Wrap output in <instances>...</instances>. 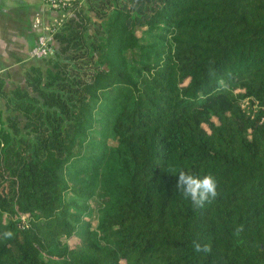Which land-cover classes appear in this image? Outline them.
<instances>
[{
	"label": "trees",
	"instance_id": "obj_1",
	"mask_svg": "<svg viewBox=\"0 0 264 264\" xmlns=\"http://www.w3.org/2000/svg\"><path fill=\"white\" fill-rule=\"evenodd\" d=\"M67 2L0 73V264H264V0Z\"/></svg>",
	"mask_w": 264,
	"mask_h": 264
},
{
	"label": "crops",
	"instance_id": "obj_2",
	"mask_svg": "<svg viewBox=\"0 0 264 264\" xmlns=\"http://www.w3.org/2000/svg\"><path fill=\"white\" fill-rule=\"evenodd\" d=\"M67 14V9L52 8L42 0H0V68L5 84L24 86L25 71L40 62L30 57L38 33L57 30ZM35 21L41 22V29L33 27ZM16 80L20 83L14 84Z\"/></svg>",
	"mask_w": 264,
	"mask_h": 264
},
{
	"label": "clouds",
	"instance_id": "obj_3",
	"mask_svg": "<svg viewBox=\"0 0 264 264\" xmlns=\"http://www.w3.org/2000/svg\"><path fill=\"white\" fill-rule=\"evenodd\" d=\"M175 189L180 196L190 201L194 210L203 208L206 203H212L219 195L218 181L212 174L201 178L183 170L178 173ZM12 236L11 231L0 234L3 239H11ZM192 248L196 253H208L211 250L210 245L198 241H193Z\"/></svg>",
	"mask_w": 264,
	"mask_h": 264
},
{
	"label": "built area",
	"instance_id": "obj_4",
	"mask_svg": "<svg viewBox=\"0 0 264 264\" xmlns=\"http://www.w3.org/2000/svg\"><path fill=\"white\" fill-rule=\"evenodd\" d=\"M44 3L50 5L54 8H64L67 5L66 0H42ZM41 22L35 21L33 23V27L36 29H41ZM56 32L55 29H50L48 33H45L44 31H40L37 35L36 42L34 46L30 50V57L33 59H41L47 56H50L54 54L55 48L51 44V36L52 34ZM2 68H0V73H2ZM21 220H24V217L21 216Z\"/></svg>",
	"mask_w": 264,
	"mask_h": 264
},
{
	"label": "rangeland",
	"instance_id": "obj_5",
	"mask_svg": "<svg viewBox=\"0 0 264 264\" xmlns=\"http://www.w3.org/2000/svg\"><path fill=\"white\" fill-rule=\"evenodd\" d=\"M66 1H68V0H66ZM52 8H54V7H52ZM58 9V8H57ZM62 9V8H61ZM25 74V73H24ZM12 82V81H11ZM20 83V81H18V80H16L15 81V83L14 84H19ZM13 84H11L10 82L8 83V84H5L4 85V87H5V89L6 90H10V89H12L13 88V86H12ZM244 103H242V105H243ZM0 107L3 109L4 108V105H3V101L0 99ZM5 114V113H4ZM3 114V115H4ZM92 219H91V223H92V225H94L95 224V222H96V220H95V214L94 213H92V217H91Z\"/></svg>",
	"mask_w": 264,
	"mask_h": 264
}]
</instances>
